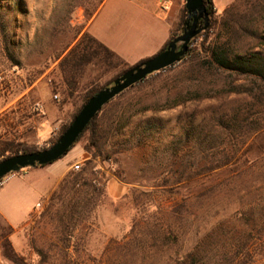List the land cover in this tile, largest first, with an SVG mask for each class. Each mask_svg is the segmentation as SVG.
I'll use <instances>...</instances> for the list:
<instances>
[{"label":"rangeland","instance_id":"rangeland-1","mask_svg":"<svg viewBox=\"0 0 264 264\" xmlns=\"http://www.w3.org/2000/svg\"><path fill=\"white\" fill-rule=\"evenodd\" d=\"M213 1L218 17L231 8L242 24L251 22L250 19L257 16L256 12H264V0ZM137 2L147 6V12L127 8L124 5L126 0H110L89 30L129 67L161 52L163 37L170 29H177L186 0H179V12H170L169 15L151 12L153 0ZM97 6L98 0H0L1 12H10L2 19L8 23L12 20L9 27L0 21V75L3 76L0 84V128L12 120L16 125L30 122L37 114L34 110L38 101L35 91L11 105L36 83L41 89L47 86L50 90L59 120L51 138L45 143L33 140L30 132L23 140L17 133L3 138L1 129L0 142H23L29 149L49 147L51 140L57 138L63 126L71 121L81 106L82 95L92 84L100 88L113 85L114 81H111L119 70L102 74L100 68L91 65L78 91L69 96L59 68L60 60L86 32L93 20L88 14ZM11 12L16 13L12 15ZM261 31L264 35V23ZM204 32L190 45L192 54L188 58L184 56V60L163 74L164 78L169 75L171 79L184 74L187 79L176 89L169 91L163 88L161 80L150 82L128 89L105 109L101 114L106 132L101 156L92 157L85 151L86 135L62 159L69 163L65 175L59 180L57 174L38 168L36 171L25 169L10 174L1 181L0 207L13 227L0 214V233L5 226L13 228V233L6 238L24 264H140L143 257L146 258L145 264H171L172 255L186 254L200 237L238 210V195L229 198L231 191H226L213 200L197 204L198 211L191 216L193 221L190 220L192 226H189L183 195L176 196V188L172 187L175 178L172 174L179 168L173 166L171 159L173 142L190 134L189 145L199 143L203 136L199 135L198 128L208 125L213 116H222L239 106L256 102L251 97L231 95L197 99L171 109L164 108L168 100L189 91H198L206 96L212 87H222L226 82L224 76L198 67L209 57L206 49L217 39L225 38L220 28L212 30L208 40L203 36ZM183 33L179 31L178 35ZM233 42L239 47L259 50L262 41L252 36L245 37L239 27ZM10 53L14 54L18 64L11 60ZM255 106L258 111L264 110L258 103ZM123 114L126 117L121 119ZM255 119L253 116L249 123H254ZM123 123H126L124 129L121 128ZM42 126V133H49L52 126L49 118L42 122ZM217 135L206 136L207 142L219 145L206 155L214 160L247 154L252 159L262 157L260 172H264V127L259 131L248 129ZM188 148L185 146L184 151ZM201 156L199 151L195 152L196 158L201 159ZM76 164L81 165L80 170L74 169ZM194 170L198 171L199 166ZM72 173H82L93 182V187L66 185L65 179ZM242 187L245 184L238 189ZM102 189L106 190V198L99 195ZM93 190L95 193L88 194ZM86 196L93 200L88 212L80 217L77 216L79 213L75 214L81 220L75 222L73 219L69 229H65L60 221V210L74 208ZM178 227L181 228L178 245L173 248L165 246L159 252L152 249L153 235L157 230L166 232ZM141 240H148V244L139 251L136 244ZM0 264H14L5 257L1 239ZM255 264H264V259Z\"/></svg>","mask_w":264,"mask_h":264},{"label":"trees","instance_id":"trees-1","mask_svg":"<svg viewBox=\"0 0 264 264\" xmlns=\"http://www.w3.org/2000/svg\"><path fill=\"white\" fill-rule=\"evenodd\" d=\"M105 1L106 0H98V6L95 11L88 14L90 18H94L97 15ZM205 3L210 15V25L208 31L203 33V36L208 40L211 31H216V29L220 28L224 33L221 35L225 38L224 40L220 38L217 39V41L206 49L209 57L203 64H198V67L217 76H224L226 82L222 87H212L208 90L206 96L198 91H189L186 95L168 100L164 108L171 109L185 102L197 99L229 97L231 95L251 97L254 101L256 100V102H249L248 104L239 106L227 114H222V116H213L208 125L198 128L199 135L203 136L199 143L190 146V134H187L185 139L181 138L173 142L170 148L171 159L173 161V166H179V168L172 174L173 177H175L172 187L176 188V196L180 197L183 195V208L187 207L185 213L188 214L186 220L189 226H192V222H190L191 216L198 211L196 209L197 204H203L213 200L223 192L231 191L228 195L229 198L238 195L236 201L239 203V208L227 220L218 222L206 235L200 237L190 251L182 256L178 254L172 255L170 261L171 264H255L258 260L264 259V172H260V168L263 166L262 157L252 159L247 154L234 158L224 156L214 160L209 155H206V152L219 146L217 143L207 142L208 136H216L217 134L220 135L228 131L240 133L242 130L246 131L248 129L259 131L264 127V110L258 111L255 106V104L258 103L260 107H264V35L261 31L262 24L264 23V12H256L255 14H257V16L250 19L251 22L242 24V20L234 15L231 8L226 9L223 15L218 17L214 1L205 0ZM1 11L2 9L0 8V21L3 25L5 24L6 27H9L12 20L8 23L2 18L8 16L10 12ZM15 13L16 12H11L12 15ZM188 20L189 15L184 5L181 10L180 23L177 29L172 32L170 40L161 51H164L169 43L179 36V31L184 32L186 28H189L186 27ZM204 24L205 22L202 20L200 27H203ZM237 27H240V31L245 37L252 36L254 39L262 41L259 44L261 45L259 50L239 47L233 42L238 31ZM201 36L202 35H199L193 39L190 45L192 46L194 41ZM191 54L192 47H189L185 58H188ZM10 57L13 62L18 64L14 54L10 53ZM185 58H182L181 61ZM91 65L95 68H100L102 74L119 70V73L111 83L132 68L129 67L115 51L86 31L59 62V68L67 87L66 93L69 96H74L78 91L84 79L85 72ZM169 71L170 69H166L156 75H150L144 81L133 86L132 89L161 80L164 84L163 88L171 91L176 89L184 79H187L184 74L180 76L176 75L173 79H171L172 77L170 78L169 75L164 78L163 74ZM188 76L189 75L186 77ZM188 79H190V77H188ZM240 81L243 82L238 84ZM107 86L109 85L100 88L98 85L92 84L82 95L81 106L72 115L71 121L63 126L57 138L51 140L49 147L57 142L84 105ZM112 103L113 101L106 105L90 122L72 149L88 135V143L85 146V151L92 155V157L101 156L103 140L106 135L101 121V114ZM253 116H256V119L254 123L251 124L249 120ZM125 117L126 115L123 114L121 119ZM125 126L126 123L121 124L122 129H124ZM185 146L189 147L186 151H184ZM47 148L29 149L23 142H0V162L13 156L36 152ZM196 151H199L202 155L201 159L195 157ZM196 166H199L198 171L194 170ZM65 184L79 187H93V182L89 181L88 177H84L82 173H72L65 179ZM241 184H245V187L238 189ZM95 191L96 190H93L91 193L88 192V194L92 195ZM242 191L245 193L241 194ZM99 195L106 198V190H100ZM87 196L83 199L85 202H77L74 208L68 209V207H65L60 210V221L65 229H69V223L73 219H75V222H79L81 220H79V217L84 216V214L88 212L89 206L93 200L87 198ZM87 202L88 204H86ZM192 210L194 212H192ZM77 213H79L77 215L79 216L78 218L75 217ZM191 221H193V219ZM180 229L181 228L178 227L175 230L166 232L157 230L153 235L151 243L152 249L159 252L160 249L165 246L173 248L178 245L181 235ZM12 233L13 228L11 226H5L1 229L0 239L2 241L4 255L14 264H24L22 258L17 255L6 238L7 235ZM147 241L148 240H141L137 242L136 247L139 251L147 247ZM145 259L146 258L143 257L140 264H145Z\"/></svg>","mask_w":264,"mask_h":264},{"label":"water","instance_id":"water-1","mask_svg":"<svg viewBox=\"0 0 264 264\" xmlns=\"http://www.w3.org/2000/svg\"><path fill=\"white\" fill-rule=\"evenodd\" d=\"M185 7L189 20L193 21L189 29L172 40L164 51L135 65L117 78L113 85L105 87L93 96L55 144L47 149L20 154L0 162V183L10 174L28 168L48 166L62 159L70 152L86 127L106 105L150 75L179 63L188 52L192 40L208 29L210 21L205 0H186ZM201 20L205 24L203 27H198Z\"/></svg>","mask_w":264,"mask_h":264},{"label":"crops","instance_id":"crops-1","mask_svg":"<svg viewBox=\"0 0 264 264\" xmlns=\"http://www.w3.org/2000/svg\"><path fill=\"white\" fill-rule=\"evenodd\" d=\"M109 1L110 0H106L105 3L101 6L97 15L93 18V20L91 21V23L87 27V29H86L87 32H89V30H90L91 26L93 25L94 21L96 20L98 14L106 7V5L108 4ZM153 3H154V7L151 10V12H164L165 14L169 15L170 12H179V9H180L179 0H153ZM164 3H166L170 6L169 10H162L161 9V5ZM118 5H119V3H116V6H118ZM124 5L127 8L131 7L130 9H135V10L140 9V10H144V11L147 10L146 9L147 6H145V5L142 6L140 3L137 2V0H126V4L124 3ZM172 32H173V28L170 29V31L166 35V37H163V41H162L163 47L170 40ZM31 91H35L36 99L38 100L37 103H39L43 106V111L41 113H37L30 120V122H24V124L16 125L12 120L11 121L12 123H9V124L3 126L2 128H0L1 130L4 131L3 132V138L10 137L13 135V133H17L18 136L20 137V139L23 140L24 137L26 138L27 132H30L32 134L33 140L40 142V143H45L51 138V136L53 134V129L56 125L59 124V122H58L59 120L57 118L58 112L56 111V106L53 102L52 94L50 93V90L48 89L47 86H45L43 89H41L40 85L38 83L32 85L16 101H13L11 103V105L16 103L17 101L23 100L26 97V95H28ZM48 118L51 121L52 126L50 128L49 133H42L44 130V128L42 126V122ZM29 123H31V124H29ZM68 163H69L68 160H62L61 164H58V161H57L52 165H48L45 167L39 166V167L32 168V169L28 168V170H26V171H36V169H38V168H43V169L49 170L51 173L57 174L58 175L57 180H59L61 177H63L65 175ZM0 214L3 217H5V219L8 221V223L13 227L12 222L10 221V219H8L6 217V215H4V212H3L1 207H0Z\"/></svg>","mask_w":264,"mask_h":264},{"label":"built area","instance_id":"built-area-1","mask_svg":"<svg viewBox=\"0 0 264 264\" xmlns=\"http://www.w3.org/2000/svg\"><path fill=\"white\" fill-rule=\"evenodd\" d=\"M161 9L162 10H169L170 9V6L168 4H166V3H164V4L161 5ZM2 82H3V76L0 75V84ZM55 99H57V96H55ZM34 110H35L36 113H41L43 111V106L41 104L37 103V104H35ZM80 168H81V165L80 164H76L74 166V169L75 170H80ZM3 180H2V182H3ZM38 207H40V205Z\"/></svg>","mask_w":264,"mask_h":264},{"label":"flooded vegetation","instance_id":"flooded-vegetation-1","mask_svg":"<svg viewBox=\"0 0 264 264\" xmlns=\"http://www.w3.org/2000/svg\"><path fill=\"white\" fill-rule=\"evenodd\" d=\"M201 21H202V20H201ZM201 21L199 22V26H198V27H200V23H201ZM192 22H193V21H191V20H188V22H187V23H189V25H187V24H186V27H189V28H190V26H191ZM189 28H186L185 30H187V29H189ZM185 30H184V32H185Z\"/></svg>","mask_w":264,"mask_h":264}]
</instances>
